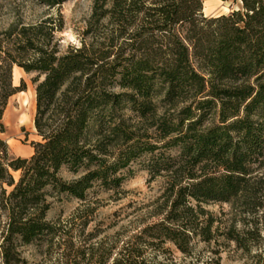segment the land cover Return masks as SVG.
Instances as JSON below:
<instances>
[{
  "label": "trees",
  "instance_id": "16d2710c",
  "mask_svg": "<svg viewBox=\"0 0 264 264\" xmlns=\"http://www.w3.org/2000/svg\"><path fill=\"white\" fill-rule=\"evenodd\" d=\"M241 2L208 18L204 0H95L108 44L63 52V27L48 18L21 29L18 48H0V133L26 89L14 85L17 65L36 74L41 139L30 158L0 140V264H225L233 244L244 264H264V0ZM143 158L151 179L169 176L164 217L88 230L91 194L118 192ZM62 196L81 206L49 220L50 198ZM211 203L239 220L225 231Z\"/></svg>",
  "mask_w": 264,
  "mask_h": 264
},
{
  "label": "rangeland",
  "instance_id": "374dc122",
  "mask_svg": "<svg viewBox=\"0 0 264 264\" xmlns=\"http://www.w3.org/2000/svg\"><path fill=\"white\" fill-rule=\"evenodd\" d=\"M216 4L225 5L221 0H204L205 17H218L211 15L210 11L214 10ZM101 11L98 9V14ZM216 13H219V10L214 12ZM98 14H95V0H66L60 7L53 9L39 4L36 0H1L0 48H18L20 44L18 32L24 27L40 24L48 18L54 19L56 25L63 27L61 31L55 33V43L63 52L70 47L81 48L83 44L100 48L102 42L109 43L112 29L108 19L101 20ZM35 76L36 74H27L19 66H14V85L21 86L24 82L26 89L9 100L3 118L6 132L0 133V140L7 144L9 155L13 158H30L34 153L33 142L41 140L34 123L37 112L36 86L33 82ZM115 91L120 92L119 89ZM147 160L143 158L132 164L130 167L132 175L126 178L118 192H101L96 189L91 194L95 213L88 230L95 226L106 228L115 225L107 232L108 234L121 227H127L132 231L164 217V210L168 206L169 176L163 174L151 179L149 171L145 168ZM13 176L18 181L21 172H13ZM61 176L66 180L73 178L66 168L61 171ZM50 201L52 208L48 213L49 220H55L59 216L67 219L81 206L78 201L65 196L50 198ZM204 208L218 218V224L222 223L225 231L240 218L228 204L211 203L205 204ZM238 228H242L241 225ZM27 253L30 254L31 249H28ZM222 256L225 264H244L248 260V256L243 252L235 250L234 244L223 252Z\"/></svg>",
  "mask_w": 264,
  "mask_h": 264
},
{
  "label": "crops",
  "instance_id": "0c3cea01",
  "mask_svg": "<svg viewBox=\"0 0 264 264\" xmlns=\"http://www.w3.org/2000/svg\"><path fill=\"white\" fill-rule=\"evenodd\" d=\"M221 2L225 5L216 4L214 10H210L212 11L211 15L220 16V15L229 14L230 12L234 10H239L241 8L239 5L242 6L241 0H221ZM218 10H219V13L214 14V12Z\"/></svg>",
  "mask_w": 264,
  "mask_h": 264
}]
</instances>
